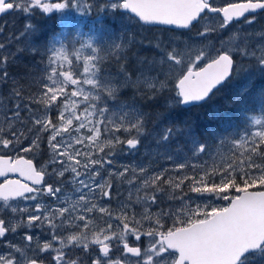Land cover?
<instances>
[{"label":"snow or ice","instance_id":"6c2138e0","mask_svg":"<svg viewBox=\"0 0 264 264\" xmlns=\"http://www.w3.org/2000/svg\"><path fill=\"white\" fill-rule=\"evenodd\" d=\"M94 7L169 32L197 28L201 39L157 37L153 56L130 51L133 38L100 47L89 37L69 48L65 39L81 25L69 14L43 43L33 23L0 41V86H8L0 91V264H264V88L246 77L236 97L243 123L231 131L165 122L159 112V126L148 129L144 110L171 92L169 113L210 101L243 71L237 56L253 60L264 78V27L243 30L264 14V0H0V16H83ZM29 37L30 47L11 50ZM23 52L41 56L44 67L13 77L9 64ZM45 140L49 159L40 167L19 154ZM141 146L181 162L158 172L145 164L117 169V149ZM124 184L127 197L115 208L100 203L122 197ZM164 199L180 204L161 207Z\"/></svg>","mask_w":264,"mask_h":264},{"label":"rangeland","instance_id":"374dc122","mask_svg":"<svg viewBox=\"0 0 264 264\" xmlns=\"http://www.w3.org/2000/svg\"><path fill=\"white\" fill-rule=\"evenodd\" d=\"M226 1L227 0H217V5L222 6L226 4ZM93 2L99 4L101 3V0H93ZM69 14L72 15L75 20L81 22L79 29L80 35H77L75 31H72L65 39V43L69 45V48L71 47L72 40H87L89 37H92L93 43L97 44L100 47H106L112 41L120 42L125 38H133L135 40V45L130 49V51H139L143 55L153 56L156 54V50L149 46V42L151 41L152 43H154L157 37L163 40L165 43H167L168 40L171 39L172 37L179 36V41L177 42L181 44L185 41L192 42V41H199L201 39L196 36L197 28H194L192 32H186L184 30L181 31L173 30L169 32L163 30V28L141 26L140 24L136 23L135 19L131 18L128 14L117 13L116 16L114 17L111 14V12H107V13L98 12L97 8L94 7L89 14L83 16L78 13H75L74 11L71 13H64V14L53 13L48 16L36 15V16L28 17L23 14L3 16L2 18H0V25L4 26L5 31L3 35H0V41H4L5 38L8 37L9 35H16L22 32L25 28L26 23H33L39 29L37 40L39 43H43L50 36L62 31L60 26V17L61 15H69ZM262 27H264V19H257L256 22L252 25L244 24L243 30L254 31ZM30 41H31V37L27 39L22 38L20 41H13L12 44L10 45V48L11 50L15 51L16 47H30ZM216 43H217V38L214 34L210 41V44H216ZM253 43H255V41H253ZM76 46L79 47V44H77ZM84 52L85 54H90V50L88 49H85ZM101 54L104 55L103 52ZM236 59L239 65L243 67V71L239 75L234 76L229 81H227V83H225V85L221 87V89L218 90V92L215 95L218 96L219 99L220 98L225 99V96H228L234 102H236L235 106L238 105L239 114H237V119L231 121L227 120L223 122L220 120L221 124H225L226 129H228L229 131L233 129H238L239 126H241L243 123L244 105L239 103L236 97L238 95V92L242 84L245 82L246 77H248L249 74H252L256 88L257 89L264 88V78H261L259 76V73L255 71L254 68L255 62L251 60L249 57L237 56ZM25 66H27V68L35 67L36 69H42L44 67L43 63L41 62V56H33L31 52H23L17 57L16 63L9 64L8 71L11 76L16 77L25 70ZM106 66L112 67L114 70V65H109L107 61H106ZM7 88L8 86H0V91L7 92ZM122 96L125 100H130L132 97V93L130 90H126L124 93H122ZM169 96H174V92L166 94L164 98L160 99L156 103H152L150 105L149 104L144 105V110L148 112L151 117L149 123L147 124L148 129H153L159 126L155 120V114L158 112L164 113L165 122L177 121L180 115H182L183 117L182 113L186 112V110L182 108V106L179 108H175L170 113L167 111V109L165 108V101L169 99ZM211 104H212L211 100L208 103H206L208 107H210ZM249 107L250 108L254 107L251 101H249ZM200 110L203 109H199V111ZM191 114L192 113H188V115L185 118L183 117L185 121H188L187 117L190 116ZM53 115H55V113H53ZM220 122H218L217 119L213 120V123L220 124ZM176 123L178 124V122ZM184 124L185 122L183 123V125ZM208 127L209 125H206L203 122H201V120H199L197 122V127H195V129L204 131L207 130ZM116 135L124 136L127 134L116 133ZM143 139L145 145H147L148 138L145 137ZM25 144H27V141H25ZM49 153L50 150L48 149L45 140L42 142L39 151L35 153L21 152L19 154L27 158L33 159L37 167H40L41 165L45 164L48 161ZM13 155H15V153H13ZM112 158L117 162L116 164L117 169H119L120 166L122 165L137 166L139 164H145L147 167H149L151 171H156V172L160 171L163 168L172 169L175 163L181 162L180 158H174L172 161L164 159L163 157L157 155L154 149L151 152H146L144 146H141L138 151H129L125 149L122 154L119 152V149H117V155ZM127 188L128 185L126 184L120 185V190L121 192H123L122 197H117L116 199H113L111 202L102 200L100 201V203L105 205H108L110 203L111 207L115 208L117 205V200L127 197V191H126ZM189 195L197 201L205 199L201 197H196L195 194L192 193H189ZM216 203L223 204L225 202L216 201ZM179 204H180L179 201H168L167 199H164L161 203V207H168L169 205L173 207H177L179 206ZM137 209L140 210L139 205L137 206ZM0 215H3L2 210H0ZM34 234L41 236V238L43 239V235L40 229H34ZM15 242L17 243L21 242L20 238L18 237ZM0 251H2V248H0Z\"/></svg>","mask_w":264,"mask_h":264},{"label":"trees","instance_id":"16d2710c","mask_svg":"<svg viewBox=\"0 0 264 264\" xmlns=\"http://www.w3.org/2000/svg\"><path fill=\"white\" fill-rule=\"evenodd\" d=\"M235 105L236 102H234L228 96H225V99H219L218 97V99H216L215 101L213 100L210 107H208V105L206 104H203L191 109H185L186 112L182 113L184 118L188 115V113H192L190 116L187 117L188 121H185L182 115H180V117L175 122H178V125H183V123L185 122V124H188L195 128L197 127V122L201 120V122H203L204 124L209 125L208 129L218 128L219 126L220 128L226 129L225 124H221L220 120L223 122L227 120L231 121L237 119V114H239L238 105ZM199 109L203 110L199 111ZM215 119H217L220 124L213 123V120Z\"/></svg>","mask_w":264,"mask_h":264},{"label":"flooded vegetation","instance_id":"af4514ba","mask_svg":"<svg viewBox=\"0 0 264 264\" xmlns=\"http://www.w3.org/2000/svg\"><path fill=\"white\" fill-rule=\"evenodd\" d=\"M213 2L217 5V0H213ZM231 2H237V0H227L226 4L231 3ZM226 4H224V5H226ZM224 5H222V6H224ZM212 15H214V14H212ZM257 19H264V14H257ZM230 27H232V26H230Z\"/></svg>","mask_w":264,"mask_h":264},{"label":"bare ground","instance_id":"6f19581e","mask_svg":"<svg viewBox=\"0 0 264 264\" xmlns=\"http://www.w3.org/2000/svg\"><path fill=\"white\" fill-rule=\"evenodd\" d=\"M25 58H26V57H25ZM224 85H225V84H224ZM224 85H223V86H224ZM223 86H221V87H223ZM258 86H259V85H258ZM259 87H260V86H259ZM195 107H198V106H195Z\"/></svg>","mask_w":264,"mask_h":264},{"label":"water","instance_id":"95a60500","mask_svg":"<svg viewBox=\"0 0 264 264\" xmlns=\"http://www.w3.org/2000/svg\"><path fill=\"white\" fill-rule=\"evenodd\" d=\"M158 27H160V26H158ZM163 27V26H162ZM190 106H193V105H190ZM190 106H188V107H190Z\"/></svg>","mask_w":264,"mask_h":264}]
</instances>
